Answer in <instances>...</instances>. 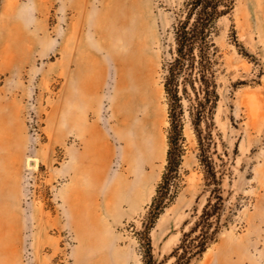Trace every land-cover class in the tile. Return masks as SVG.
Segmentation results:
<instances>
[{
  "label": "rangeland",
  "instance_id": "1",
  "mask_svg": "<svg viewBox=\"0 0 264 264\" xmlns=\"http://www.w3.org/2000/svg\"><path fill=\"white\" fill-rule=\"evenodd\" d=\"M185 1H125L135 26L130 37L136 32L142 42L148 111H157L149 131L160 156L144 164L129 133L119 132L115 63L105 77L97 60L105 0H0V264H142L138 232L168 162L162 64ZM218 27L220 98L202 127L212 133L222 179L223 228L195 264H264V0H236ZM113 44L116 53L130 52L125 39ZM183 102V160L151 232L161 264L175 260L183 228L210 195L191 104ZM97 130L111 144L108 163L95 157Z\"/></svg>",
  "mask_w": 264,
  "mask_h": 264
},
{
  "label": "trees",
  "instance_id": "2",
  "mask_svg": "<svg viewBox=\"0 0 264 264\" xmlns=\"http://www.w3.org/2000/svg\"><path fill=\"white\" fill-rule=\"evenodd\" d=\"M236 0H186L173 24V43L169 57L162 64L163 84L168 104L167 168L158 185L143 228L138 232L142 251V264H161L153 253L151 232L161 212L169 204L170 190L178 174L184 155V98L191 104L192 124L196 130L199 160L210 191L199 218L184 230L170 257L172 264H195L218 239L222 231L224 196L222 179L211 155L212 133L202 127L209 123L220 98L217 81L220 19L235 8Z\"/></svg>",
  "mask_w": 264,
  "mask_h": 264
},
{
  "label": "bare ground",
  "instance_id": "3",
  "mask_svg": "<svg viewBox=\"0 0 264 264\" xmlns=\"http://www.w3.org/2000/svg\"><path fill=\"white\" fill-rule=\"evenodd\" d=\"M125 1L131 4V7L137 2V0H105L98 30L102 39L101 47L104 56L103 58H97V60L99 62L102 59L100 70L105 77L110 62L115 63L118 79L113 104H115V116L119 121V132L123 135L129 133L134 143L133 147H136L132 149L134 157L140 153L141 156L137 157L140 158L142 163L146 164L160 156L157 136L153 130L149 131V119L153 113L156 116L157 111H148L149 108H152V104L148 101L147 85L143 78L146 71L140 64L142 63V55L140 54L142 42L136 40V32L130 37V32L135 31V26L131 22V13L125 14L124 12ZM123 4L124 6L120 7ZM116 5H118V8L115 9ZM120 39H125L131 47L128 56L122 52L116 53L113 49L114 41ZM77 64L78 72L83 73L86 63L81 59L77 61ZM140 113L143 114L142 117H140ZM102 135L105 138V135ZM149 178L150 176H144L145 181Z\"/></svg>",
  "mask_w": 264,
  "mask_h": 264
},
{
  "label": "crops",
  "instance_id": "4",
  "mask_svg": "<svg viewBox=\"0 0 264 264\" xmlns=\"http://www.w3.org/2000/svg\"><path fill=\"white\" fill-rule=\"evenodd\" d=\"M92 85H93V87L95 86L94 83H92ZM92 85H91V87H92ZM94 141H96V143L100 147L99 149H96V151H94L95 157L101 156L103 158V160L108 163V160L112 154V147H111V144H108V140H107L106 136L104 138L102 134L98 133V130H97V133H95V131H94ZM103 144H104V147L106 149L109 148L106 150V153L104 154L105 156L100 151ZM103 166H104V164H103ZM72 209L74 211L75 218H79L78 220L82 219L83 213H82L81 209L78 206H74Z\"/></svg>",
  "mask_w": 264,
  "mask_h": 264
}]
</instances>
